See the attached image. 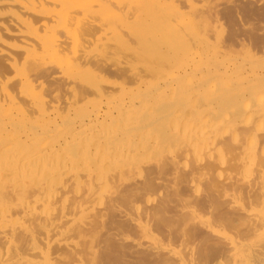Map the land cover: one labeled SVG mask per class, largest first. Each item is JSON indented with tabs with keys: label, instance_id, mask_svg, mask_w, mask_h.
<instances>
[{
	"label": "bare ground",
	"instance_id": "bare-ground-1",
	"mask_svg": "<svg viewBox=\"0 0 264 264\" xmlns=\"http://www.w3.org/2000/svg\"><path fill=\"white\" fill-rule=\"evenodd\" d=\"M0 264H264V0H0Z\"/></svg>",
	"mask_w": 264,
	"mask_h": 264
}]
</instances>
